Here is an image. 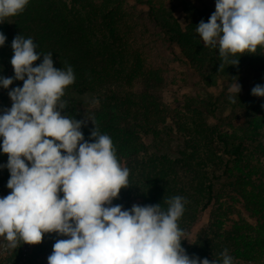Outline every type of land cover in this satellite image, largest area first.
<instances>
[{
  "label": "trees",
  "instance_id": "16d2710c",
  "mask_svg": "<svg viewBox=\"0 0 264 264\" xmlns=\"http://www.w3.org/2000/svg\"><path fill=\"white\" fill-rule=\"evenodd\" d=\"M175 7L171 3L156 10L151 6L148 19L166 44L200 72L204 81L212 84L219 77L231 79L242 69L257 82L264 80V48L258 46L254 54L238 53L231 57L239 58L238 65L224 64L220 68L218 49L204 47L196 32L199 22H208L216 9L185 2L181 8L185 20L181 23L173 13ZM123 13L122 0H29L23 13L0 23V32L7 38L0 46V77H14L11 44L18 34L33 39L41 54L52 53L55 68L71 65L75 82L61 98L67 102L62 115L77 120L87 115L100 134L110 136L118 161L130 170L129 187L120 190L112 206L130 210L134 204H161L166 209L165 200L181 196L187 201L178 221L186 239L181 246L190 257L215 259L222 264L220 254L227 249L233 264L263 261L264 221H258L263 209L255 196L245 192L254 153L248 148L249 137H231L211 123L216 105L198 89L177 107L145 106L140 102L134 86L152 72L146 69L142 53L131 50L120 33ZM42 59L41 56L33 66ZM16 87H23V81L14 80L8 89L0 87V115L11 108L12 101L6 94ZM244 102L250 104L247 98ZM92 121L81 128L88 142H94L90 139L95 128ZM257 121L249 123L255 139L264 115ZM2 140L0 137V145ZM257 148L255 145L254 150ZM0 157L7 164L8 155L2 147ZM9 179L10 172L4 167L0 173V198L11 192L7 187ZM223 194L239 197L248 218L229 217L233 207L225 204ZM59 196L62 198L63 193ZM208 208V222L192 235ZM58 239L68 237L45 233L41 243L21 241L15 250L9 249L6 241L4 249H0V264H42V256L53 252Z\"/></svg>",
  "mask_w": 264,
  "mask_h": 264
},
{
  "label": "clouds",
  "instance_id": "9594fccd",
  "mask_svg": "<svg viewBox=\"0 0 264 264\" xmlns=\"http://www.w3.org/2000/svg\"><path fill=\"white\" fill-rule=\"evenodd\" d=\"M28 3L0 0V23L23 13ZM196 32L204 47L218 49L220 68L238 65L239 58L231 57L264 48V0H216V11L208 22H199ZM6 39L0 32V46ZM11 47L14 77H0V87L8 89L14 80L23 81V87L8 92L12 106L0 115V147L8 155L0 167L9 170L11 189L0 198V237L7 247L39 244L45 233H57L68 239L54 243L48 264H220L190 257L181 246L186 239L178 221L185 198L165 200L166 209L161 204H134L130 210L112 206L120 190L129 187L130 170L94 121V142H88L81 128L89 120L62 115L67 102L61 98L75 82L72 66L55 68L52 53L41 54L33 39L21 34ZM236 89L238 96L237 83ZM251 93L264 97V86L257 84ZM220 255L222 264H233L227 249Z\"/></svg>",
  "mask_w": 264,
  "mask_h": 264
},
{
  "label": "rangeland",
  "instance_id": "374dc122",
  "mask_svg": "<svg viewBox=\"0 0 264 264\" xmlns=\"http://www.w3.org/2000/svg\"><path fill=\"white\" fill-rule=\"evenodd\" d=\"M185 2L198 7L209 6L216 9V0H122L124 13L119 23L120 33L131 50L138 49L142 53L146 69L152 72L150 77L140 79L135 84L134 90L145 106L155 104L158 107H177L185 100H189L194 95V90L198 89L216 105V116L210 118L211 123H215L222 132L234 138L247 134L249 140L251 139L248 140L249 151L254 153L251 155L253 164L247 176L245 192L248 196L253 195L257 198L263 209L261 214L263 217L260 216L258 221H264V122L261 128L256 129L259 132L257 139L253 137L254 132L249 129L252 119L258 122L259 117L264 115V97H257L251 93L252 88L257 84L261 85L264 80L257 82L253 75L245 74V69H242L236 77L231 79L219 77L214 83L209 84L203 80L200 72L187 65L179 52L166 44L161 34L152 26L147 14L151 6L156 10L162 6L168 7L171 3L176 6L173 9L174 15L183 23L185 15L181 8ZM236 83L240 85L238 96ZM6 97H9L8 93ZM230 97L236 98V102H231ZM244 98H247L250 104L244 102ZM89 108L91 109L90 105ZM83 119L89 120L86 126H90L88 116L85 115L80 120ZM255 145L258 147L257 150H254ZM0 165H6L1 157ZM3 168L0 167V173ZM227 195L223 194L222 200H225V204H232L233 208L229 217L236 220L248 218L246 211L242 208L241 199L236 195L228 198ZM210 212L211 208L204 211L192 229V235L205 226L210 218ZM4 245L6 240L0 237V249H4ZM51 254L52 252L42 256V264H48L47 258ZM237 264H264V260L261 262L237 261Z\"/></svg>",
  "mask_w": 264,
  "mask_h": 264
}]
</instances>
